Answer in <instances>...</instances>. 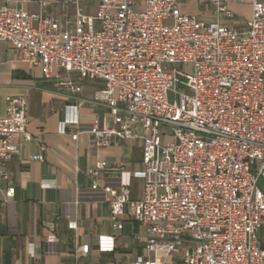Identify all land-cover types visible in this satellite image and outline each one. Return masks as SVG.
<instances>
[{
	"label": "built area",
	"instance_id": "2783aa9c",
	"mask_svg": "<svg viewBox=\"0 0 264 264\" xmlns=\"http://www.w3.org/2000/svg\"><path fill=\"white\" fill-rule=\"evenodd\" d=\"M82 1H64L75 7L65 25L0 2V42L13 45L16 60L42 65L46 79L76 73L77 81L61 83L73 94L87 80L105 82L92 102L107 114L74 140L88 133L96 147L142 142L143 197L131 198L130 180L102 188L113 220L128 217L146 229L135 237L144 254L136 250L134 264H264V0H239L253 9L243 29L182 14L178 4L188 0H145L141 10L132 0H99L94 14L82 11ZM204 1L218 18L235 17L225 0ZM84 103L71 107L73 123ZM27 110L26 97L6 98L0 185L22 142L33 138ZM107 165L89 170L93 189ZM14 195L9 186L4 201ZM88 251L79 246L76 256Z\"/></svg>",
	"mask_w": 264,
	"mask_h": 264
},
{
	"label": "crops",
	"instance_id": "0c3cea01",
	"mask_svg": "<svg viewBox=\"0 0 264 264\" xmlns=\"http://www.w3.org/2000/svg\"><path fill=\"white\" fill-rule=\"evenodd\" d=\"M8 1L31 12L54 16L64 25L75 17V7L66 6L65 0ZM42 2L48 5L43 7ZM132 2L135 9L144 8L145 0ZM98 3L84 0L80 8L94 14ZM225 3L235 14L233 19L218 18L214 6L204 0L180 2L178 9L206 22L219 19L224 25L243 29L252 17L251 4L239 0ZM0 56V114H5L7 97H26L28 132L33 136L22 142L20 154L9 163L10 179L0 185V264H134L136 250L144 254L143 244L135 237H145L146 229L128 217L113 220L102 188L130 180L131 198L143 197L145 180L137 174L143 168L142 142L96 147L88 133H81L77 140L72 137L91 125L98 114H107L105 107L92 102L105 82L87 80L83 92L77 95L61 84L77 81L76 73L60 70L59 76L46 79L42 65L30 67L16 60L10 42L0 47ZM80 98L85 103L78 108L76 124L70 121L74 118L71 107ZM40 155L43 158L37 159ZM102 161L108 165L97 179L101 188L95 190L88 172ZM9 186L15 187V195L5 202L4 192ZM72 220L78 224L76 230L69 228ZM117 222L123 223L122 229ZM260 231L264 246V224ZM82 245H89V251L76 256V248Z\"/></svg>",
	"mask_w": 264,
	"mask_h": 264
},
{
	"label": "rangeland",
	"instance_id": "374dc122",
	"mask_svg": "<svg viewBox=\"0 0 264 264\" xmlns=\"http://www.w3.org/2000/svg\"><path fill=\"white\" fill-rule=\"evenodd\" d=\"M4 44H5V42H0V47H3ZM170 98L173 100V99H174V95L171 94V95H170ZM261 233H262V232L260 231V235H261Z\"/></svg>",
	"mask_w": 264,
	"mask_h": 264
}]
</instances>
